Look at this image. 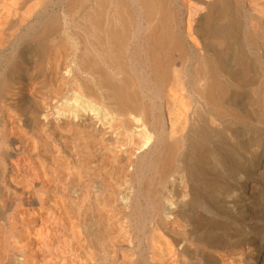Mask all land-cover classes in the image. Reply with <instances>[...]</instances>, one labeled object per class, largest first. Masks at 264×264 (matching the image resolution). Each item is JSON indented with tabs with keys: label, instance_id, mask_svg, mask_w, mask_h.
Here are the masks:
<instances>
[{
	"label": "bare ground",
	"instance_id": "obj_1",
	"mask_svg": "<svg viewBox=\"0 0 264 264\" xmlns=\"http://www.w3.org/2000/svg\"><path fill=\"white\" fill-rule=\"evenodd\" d=\"M0 264H264V0H0Z\"/></svg>",
	"mask_w": 264,
	"mask_h": 264
}]
</instances>
